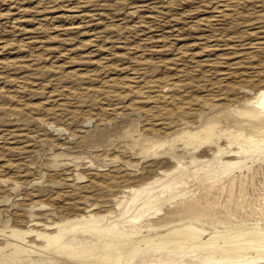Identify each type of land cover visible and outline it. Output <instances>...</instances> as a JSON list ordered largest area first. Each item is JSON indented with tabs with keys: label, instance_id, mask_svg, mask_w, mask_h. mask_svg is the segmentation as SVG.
Here are the masks:
<instances>
[{
	"label": "rangeland",
	"instance_id": "1",
	"mask_svg": "<svg viewBox=\"0 0 264 264\" xmlns=\"http://www.w3.org/2000/svg\"><path fill=\"white\" fill-rule=\"evenodd\" d=\"M262 84L264 0H0V264L220 263L261 247L264 152L241 131ZM169 182L132 229L136 190ZM188 227L251 238L162 239ZM109 229L133 231L139 254Z\"/></svg>",
	"mask_w": 264,
	"mask_h": 264
},
{
	"label": "bare ground",
	"instance_id": "2",
	"mask_svg": "<svg viewBox=\"0 0 264 264\" xmlns=\"http://www.w3.org/2000/svg\"><path fill=\"white\" fill-rule=\"evenodd\" d=\"M262 42V41H261ZM187 104V103H185ZM184 104V105H185ZM245 104L247 106L250 107V110H247L244 112V115H246L248 117V122H246L249 126L253 127V131L252 130H248V126H246V130L241 131V135H242V139H247V150L251 151H257L259 153H263L264 152V84L259 85L257 87V89L254 90H249L246 92L245 94ZM246 117V118H247ZM245 118V117H244ZM240 132V131H239ZM230 161V160H229ZM175 171V170H173ZM178 171V170H177ZM172 173V172H171ZM174 173V172H173ZM196 173V172H195ZM176 175V174H175ZM193 175V174H192ZM217 175V174H216ZM205 176V175H204ZM226 176V175H225ZM230 176V175H229ZM181 177V176H180ZM180 177H176L179 178ZM206 177V176H205ZM183 177H181L182 179ZM189 178V177H188ZM202 178V177H201ZM210 178V177H209ZM223 178V177H222ZM186 180V178H185ZM180 181V180H179ZM184 181V180H183ZM177 180H175L174 183H176ZM173 183V184H174ZM179 184V183H178ZM177 184V185H178ZM183 185V184H182ZM172 183L169 182V184H164L161 188V191L156 195V193H152L147 192L150 190L149 188H142V189H138L136 190V195L132 198L133 202H137L135 207L133 208L132 212V218L130 219L131 222V228L134 229L136 228V223L139 221V219L141 217H144L145 213L147 210L151 209V208H157V210L160 209L159 206L155 207L154 203H158V201L160 199H158L161 194H163V189L164 191L166 189L172 190ZM195 186V185H194ZM226 186V185H225ZM166 188V189H165ZM152 189V188H151ZM155 189V188H154ZM176 189V188H175ZM135 190V189H134ZM159 190V189H158ZM169 192V191H168ZM171 192V191H170ZM169 192V193H170ZM140 193H145V195L139 199V195ZM176 193V192H175ZM171 194V193H170ZM174 194V193H173ZM171 194V195H173ZM177 196H179L177 194ZM175 197V196H174ZM138 198V199H137ZM164 198V197H163ZM233 199V198H232ZM234 202V201H233ZM156 203V204H157ZM159 204V203H158ZM199 204V203H197ZM195 206V205H194ZM149 207V208H147ZM147 208V209H146ZM162 208V207H161ZM194 207L193 206H187V208L184 209V211L186 213H189L190 211H192ZM230 208V207H229ZM180 212V211H179ZM130 213V212H129ZM173 213V212H172ZM182 213V212H181ZM180 213V214H181ZM228 213V212H227ZM147 214V213H146ZM177 214V213H176ZM179 214V213H178ZM130 215V216H131ZM142 220V219H141ZM238 220V219H237ZM141 223V222H140ZM191 223V222H190ZM138 224V223H137ZM140 226V225H139ZM144 226V225H143ZM150 227V226H149ZM140 228V227H139ZM151 228V227H150ZM197 228V227H196ZM205 231V230H204ZM204 231L200 230V229H192L191 227H188L184 230H174L172 232L167 233L166 235L162 236V239H167L170 237H174L176 238L175 240L177 241L175 243V245L179 248H185L186 245L188 244H194L196 242H200L202 244L207 243L209 245H214V246H219V242L217 241V239H223V245L224 246H237L235 245V242L237 239H243V238H247L248 236L251 238L249 231H241L239 233H237L235 236H227L228 232H214L206 242H203L204 240L201 239V236L204 235ZM104 236L106 239H109L111 241H118V240H122L124 242L125 245H127L130 248V257L129 258H134L136 257L137 254H139L140 252V247L137 244V241L133 238L134 232L133 231H128L127 233H123L117 229H109V230H105L104 232ZM255 233V232H254ZM253 233V234H254ZM171 238V239H172ZM168 241V240H167ZM258 240H256L254 244L257 243ZM93 242V241H92ZM250 242V241H248ZM253 242V241H252ZM262 243V246L259 247H255L253 245H249V243L247 245V247H237L234 251L235 254H232L233 256L231 258L228 259V261H226L225 259H223L222 262H218L216 260H213L212 258H208V259H204L202 261V264H261V260L264 259V241H260ZM165 244V243H163ZM237 244V242H236ZM246 244V243H245ZM90 245V244H89ZM93 245V243H92ZM242 246V244H241ZM159 247V246H158ZM170 247V246H169ZM188 247V246H187ZM194 247V246H193ZM142 248V247H141ZM166 248V247H165ZM175 248V247H173ZM233 248V247H232ZM235 248V247H234ZM229 249V248H228ZM178 250V249H177ZM211 250V249H210ZM213 250V249H212ZM221 250V249H219ZM223 250V249H222ZM232 250V249H230ZM179 251V250H178ZM183 252V250H180ZM179 251V252H180ZM192 251V250H190ZM233 251V250H232ZM251 251L255 252L256 256L254 255H250V253H252ZM174 252V251H173ZM186 253V252H184ZM119 255H117L116 259L118 260L117 264H122V262H120V259H125V257L123 256V254L121 252L118 253ZM165 254V253H164ZM175 254V253H174ZM108 255V254H107ZM173 255V254H172ZM176 255V254H175ZM185 255V254H182ZM181 255V256H182ZM221 255V254H220ZM109 256V255H108ZM187 256V255H185ZM184 256V257H185ZM189 256V254H188ZM226 256V255H225ZM254 256V257H253ZM167 257V256H166ZM165 257V258H166ZM177 257V256H176ZM183 257V256H182ZM213 257V256H212ZM151 258V257H150ZM186 258V257H185ZM197 258V257H196ZM228 258V257H227ZM136 259V258H135ZM157 259V258H156ZM162 259V258H161ZM184 259V258H183ZM192 259V258H191ZM216 259V258H215ZM166 260V259H165ZM172 260V259H171ZM170 260V261H171ZM177 260V259H176ZM218 260V259H217ZM133 261V259H132ZM131 261V262H132ZM174 261V260H173ZM200 261V260H199ZM220 261V260H219ZM176 262V261H175ZM165 263V262H164ZM184 263V262H183ZM170 264V263H169ZM173 264V263H172ZM176 264V263H174ZM180 264V263H179Z\"/></svg>",
	"mask_w": 264,
	"mask_h": 264
}]
</instances>
